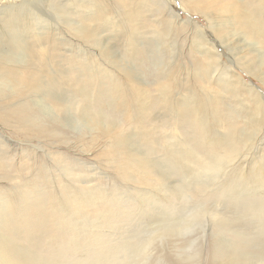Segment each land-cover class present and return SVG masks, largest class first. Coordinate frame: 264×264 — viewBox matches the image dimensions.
Here are the masks:
<instances>
[{"label":"rangeland","instance_id":"1","mask_svg":"<svg viewBox=\"0 0 264 264\" xmlns=\"http://www.w3.org/2000/svg\"><path fill=\"white\" fill-rule=\"evenodd\" d=\"M82 1L0 0L28 9L0 13V69L13 73L0 79V264H264V25L248 33L222 4L209 26L171 0L160 22L154 0ZM132 82L149 94L142 113Z\"/></svg>","mask_w":264,"mask_h":264},{"label":"bare ground","instance_id":"2","mask_svg":"<svg viewBox=\"0 0 264 264\" xmlns=\"http://www.w3.org/2000/svg\"><path fill=\"white\" fill-rule=\"evenodd\" d=\"M79 1H82V0H79ZM83 1H85V0H83ZM171 1L173 3L178 4V6H180V10H182V11L184 10L187 14H189V13H195V12H199V13L203 14L204 16L207 17L209 26H211L210 24H211L212 18L209 17L210 19H208V15L206 14V12H207L206 9L208 7H214V8H216L217 6H219V5L222 4L223 5L222 10L223 11L226 10V12H230L231 10H233L235 12L234 21L239 26H241L245 31H247L248 33H252V34H262V33H260V30H261L262 26L264 25V0H232V1L229 0L231 4H227V3H225L222 0H171ZM226 1H228V0H226ZM153 2L159 6V9L157 10L158 17L157 18H154L153 20L156 21V22H160V19L159 18H162L163 15H164L163 14V8H166L167 6H170V4H169L170 3V0H154ZM160 7L162 9V12L160 10ZM24 10L28 11V9H26L23 4H21V3L18 4L17 3V4H14V5L7 6L5 8V10L4 9L0 10V13L5 14V15H8L10 13H14V15H16V17H18V16L22 17L21 12L24 11ZM168 10H169V14H168V17L169 18H166V22H167L166 24H167V27L169 28L170 27V24H171V21H172L171 19H173V20L176 19L178 17L177 16L178 13L177 12L175 13V11L172 12L171 11L172 9L170 7L167 8V11ZM185 22L189 26L194 27V30L197 33L199 32V35L202 34L200 36V38L202 40L206 41L205 42V44H206L205 47L203 45V47L201 49L202 50V56L203 57L205 56L207 58H210V59L214 60L215 61V64H219L218 63V60L220 59V57H219L218 54L214 53V51H213L216 46L213 43H210L207 40V38H206V35H207L206 29L203 26H201L200 24H198L196 21H194L192 19V17H190V16L188 17L187 20H185ZM30 23H29V21L27 19L26 20L23 19L22 28L30 31L31 30L30 28H32ZM220 25L221 24H216V27H217L216 35L217 36H220L221 34H223V31L225 30L223 27H220ZM16 27H17L16 25L13 26V28H16ZM207 27H208V25H207ZM79 29H77V35L83 41H94L95 42L97 40V39H95V37L93 39H91L92 33H90L87 29H86L85 32L82 31V30H79ZM32 31H33V28H32ZM13 33H17V31H13ZM216 40H218L221 44H223V42H224L223 38H220V37L219 38L217 37V39H215L213 41H216ZM127 52H128V55L127 56L130 59H132V60L139 59V61L141 63H143L142 62L143 59H146V57H145L146 54L143 53V52H140V51H132V48L128 49ZM227 56H228L229 63L231 65H232V63L234 64L237 61L238 63H240V65L244 66V68L248 72H250L248 67L251 66V65L247 63V62H250L248 59H247V62H246V61L242 60L243 57L234 58L233 55L232 54H229V53L227 54ZM113 57H117V56L116 55H111L110 56V58H113ZM1 59H2V55H0V63L6 65L5 63L1 62ZM241 60L244 63H241L240 62ZM262 62L263 61H259V63H258L259 64V68L264 65V63L262 64ZM132 69H133V66H126L124 69H121V70L124 72L125 75H130V73H132L131 72ZM222 69H223L222 74L224 76H226L225 77L226 79L224 78V81H227L228 83L230 82L232 84L233 83H236L237 85L239 84L238 86H240V84H241L240 79H238V77L235 76V73L234 72H232L231 70L228 69V64L222 63L221 70ZM110 75L111 74H109L107 76H110ZM230 75L233 77L232 79H230V77H231ZM11 76H13V73H10L9 69H7L6 66L2 69V71L0 69V79L2 77L3 78L4 77L11 78ZM132 79H133V76H129V81L132 80ZM0 83H1V81H0ZM108 84H109V86H108L109 87V92H111V94H115L116 92H119V88L116 86L117 85V78H116L115 75L112 74L111 80H110V82ZM250 85H252V84H250ZM252 88L251 89L249 88V94L250 95H254L256 97L257 94H259L260 92L258 91V89H256V87L254 88V86H253ZM159 89H160L161 92L164 93V96H162L163 102L170 103L169 93L166 92L165 88L162 87V86ZM123 92H125L127 94V96H128L129 99L132 98L133 101H135V102H137L139 104V111H140V113H142L144 110H147L146 102H147V99L149 97V94L144 90V88H142L139 85L137 86V84H135L134 82H132L130 84V86L129 85L128 86H125V88L123 89ZM87 98H88L87 95H83V100H86ZM257 100L260 101V99H257ZM255 101H256V99H255ZM256 102L258 103V101H256ZM25 110H26V107L24 105L21 106L18 109V114H20V116H21L22 114H24ZM91 110H92L91 107H87L84 110L86 112L85 115L90 114V115H94V117H96V114L97 113H91ZM99 118L97 116L93 120V123H95V124L98 123ZM179 119H181L184 122L194 123V121L192 120V118L188 117V115H181V118H179ZM201 119L202 118L199 117L197 121L199 122V120H201ZM104 127H106V126H104ZM167 135L171 136L170 134H167ZM184 155H185L184 158L187 159V160H189L191 158V156H189L188 154H184ZM11 258H13V256ZM13 260H14V262H17L18 261L17 259H14V258H13Z\"/></svg>","mask_w":264,"mask_h":264}]
</instances>
